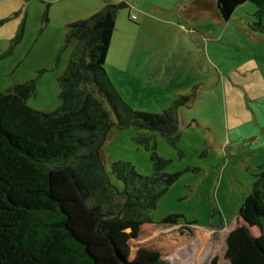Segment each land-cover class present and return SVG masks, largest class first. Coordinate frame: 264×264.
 Segmentation results:
<instances>
[{
  "label": "rangeland",
  "instance_id": "1",
  "mask_svg": "<svg viewBox=\"0 0 264 264\" xmlns=\"http://www.w3.org/2000/svg\"><path fill=\"white\" fill-rule=\"evenodd\" d=\"M120 3L127 6L116 13L104 64L117 96L133 110L151 113L179 96L192 98L179 110L176 145L158 131L119 127L112 115L101 150L109 173L115 160L131 162L139 174L153 173L151 148L136 141L143 134L165 160L162 172L181 175L157 201L150 222L107 220L102 230L123 243L131 259L143 247L172 264H230L246 225L239 208L264 169V147L232 140L227 126V108L239 93L246 95L243 78L256 73L264 80V34L250 28L252 2L224 20L215 0H0V93L36 78L28 106L56 109L57 78L76 45L66 41L67 25ZM243 104L257 105L249 96ZM171 215L177 224H163ZM249 229L261 240L258 228Z\"/></svg>",
  "mask_w": 264,
  "mask_h": 264
},
{
  "label": "trees",
  "instance_id": "2",
  "mask_svg": "<svg viewBox=\"0 0 264 264\" xmlns=\"http://www.w3.org/2000/svg\"><path fill=\"white\" fill-rule=\"evenodd\" d=\"M247 1L256 7L251 30L264 34V0L215 4L228 20ZM125 6L106 4L67 25L66 41L75 39L76 45L57 78L61 104L56 109L28 106L36 78L0 93V264H172L154 248L141 247L131 259L125 245L102 230L107 220L150 222L157 201L181 175L162 172L165 160L143 134L136 141L151 148L153 173L139 174L124 160L112 161L109 173L101 150L112 115L119 127L158 131L176 145L179 110L192 98L179 96L162 112L151 113L135 111L117 96L104 64L116 13ZM21 36L19 32L15 43ZM239 216L248 227L239 228L230 264H264V169ZM176 218L171 215L162 223L177 224ZM250 227L258 228L261 240Z\"/></svg>",
  "mask_w": 264,
  "mask_h": 264
},
{
  "label": "crops",
  "instance_id": "3",
  "mask_svg": "<svg viewBox=\"0 0 264 264\" xmlns=\"http://www.w3.org/2000/svg\"><path fill=\"white\" fill-rule=\"evenodd\" d=\"M246 96L257 105L249 108L243 104L245 97L239 93V99L227 108V126L232 140L247 145L251 149L264 147V80L254 73L243 78ZM230 107V106H229ZM253 120V121H252ZM231 123V124H230Z\"/></svg>",
  "mask_w": 264,
  "mask_h": 264
}]
</instances>
